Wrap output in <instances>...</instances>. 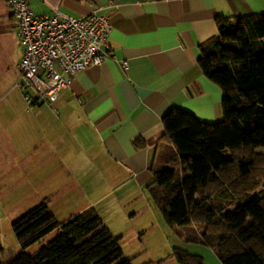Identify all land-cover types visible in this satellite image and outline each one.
<instances>
[{"label": "crops", "instance_id": "1", "mask_svg": "<svg viewBox=\"0 0 264 264\" xmlns=\"http://www.w3.org/2000/svg\"><path fill=\"white\" fill-rule=\"evenodd\" d=\"M25 1L36 15L96 12L110 29L102 64L69 77L51 106H27L15 83L0 95V194L35 196L53 215L73 202L59 223L92 209L120 243L109 223L134 217L127 200L151 181L163 116L176 108L222 120V93L202 74L199 47L216 35V19L264 14V0Z\"/></svg>", "mask_w": 264, "mask_h": 264}, {"label": "trees", "instance_id": "2", "mask_svg": "<svg viewBox=\"0 0 264 264\" xmlns=\"http://www.w3.org/2000/svg\"><path fill=\"white\" fill-rule=\"evenodd\" d=\"M215 27L197 63L221 90L222 120L167 112L145 191L165 224L185 227L187 241L210 248L221 264H264V14L218 18ZM11 229L22 251L58 234L35 256L0 264H131L92 209L59 223L42 202ZM173 257L204 264L177 248Z\"/></svg>", "mask_w": 264, "mask_h": 264}, {"label": "rangeland", "instance_id": "3", "mask_svg": "<svg viewBox=\"0 0 264 264\" xmlns=\"http://www.w3.org/2000/svg\"><path fill=\"white\" fill-rule=\"evenodd\" d=\"M8 11L6 1L0 0V95L10 90L16 83L18 70H16L15 64L22 53V46L15 28L9 29ZM5 31L7 32L4 33ZM261 151L264 152V148ZM8 195L0 194V260L13 259L22 252L35 256L43 246L54 239L58 231L50 233L22 251L12 232L11 224L36 206L39 199L34 196L21 202L17 196ZM130 199L127 200L126 206L129 209L126 212L128 214L135 212L134 217L117 215L120 217L115 216L114 220L109 223L111 228L120 230L122 233L119 246L124 259L130 260L131 264H177L173 257V250L177 248L192 257H200L204 264H221L210 248L187 241L185 227H170L165 224L146 191L143 195H136L132 203H130ZM147 203H150L153 211L148 210ZM74 205L72 202L67 207L55 208L56 220L61 221L66 218Z\"/></svg>", "mask_w": 264, "mask_h": 264}, {"label": "built area", "instance_id": "4", "mask_svg": "<svg viewBox=\"0 0 264 264\" xmlns=\"http://www.w3.org/2000/svg\"><path fill=\"white\" fill-rule=\"evenodd\" d=\"M6 5L22 46L15 87L26 105L51 106L68 89L69 77L105 59L106 17L96 12L80 18L60 11L36 15L25 0H6ZM121 67L127 69V63Z\"/></svg>", "mask_w": 264, "mask_h": 264}]
</instances>
